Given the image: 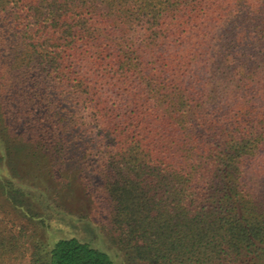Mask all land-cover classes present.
<instances>
[{
    "label": "trees",
    "instance_id": "trees-1",
    "mask_svg": "<svg viewBox=\"0 0 264 264\" xmlns=\"http://www.w3.org/2000/svg\"><path fill=\"white\" fill-rule=\"evenodd\" d=\"M91 158L123 263L9 233ZM0 264H264V0H0Z\"/></svg>",
    "mask_w": 264,
    "mask_h": 264
},
{
    "label": "rangeland",
    "instance_id": "rangeland-1",
    "mask_svg": "<svg viewBox=\"0 0 264 264\" xmlns=\"http://www.w3.org/2000/svg\"><path fill=\"white\" fill-rule=\"evenodd\" d=\"M99 169L98 158H91L84 167L71 161L65 166L63 175L57 173V179L50 181L61 194L62 205L68 212L66 218L47 213L30 201L25 210H17L9 200V233L17 235L25 231L30 241L32 238L47 241L51 237L74 235L110 255L109 250L117 253L123 263L124 253L116 244L119 233L113 222L112 201ZM38 175L45 179L44 174ZM27 209L31 210L30 215L26 214Z\"/></svg>",
    "mask_w": 264,
    "mask_h": 264
}]
</instances>
